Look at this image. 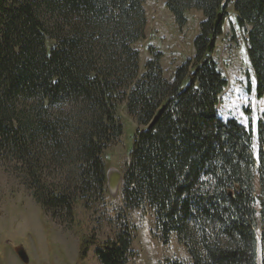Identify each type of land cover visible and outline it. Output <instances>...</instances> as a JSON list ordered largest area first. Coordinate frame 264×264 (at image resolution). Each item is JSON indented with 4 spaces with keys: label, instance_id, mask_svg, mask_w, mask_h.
I'll list each match as a JSON object with an SVG mask.
<instances>
[{
    "label": "trees",
    "instance_id": "16d2710c",
    "mask_svg": "<svg viewBox=\"0 0 264 264\" xmlns=\"http://www.w3.org/2000/svg\"><path fill=\"white\" fill-rule=\"evenodd\" d=\"M146 1L0 0V160L52 218L72 217L80 202L94 211L109 192L102 153L122 134L123 108L143 128L121 174L120 222L104 241L82 239L80 258L94 245L100 264H125L132 243L125 215L138 210L152 214L162 244L175 234L189 264H256V215L264 245V109L255 156L251 127L218 114L227 82L211 54L231 3L256 96L264 95V0H166L177 27L187 10L202 14L193 57L171 80L151 45L140 66Z\"/></svg>",
    "mask_w": 264,
    "mask_h": 264
},
{
    "label": "rangeland",
    "instance_id": "374dc122",
    "mask_svg": "<svg viewBox=\"0 0 264 264\" xmlns=\"http://www.w3.org/2000/svg\"><path fill=\"white\" fill-rule=\"evenodd\" d=\"M166 0H147L144 4L147 15L145 37L135 47L140 52V66L149 57L147 45L162 53L161 67L166 79L171 80L174 69L187 58L193 57V37L197 34L200 11L185 12L183 27H177ZM212 59L217 63L226 86L217 105L222 119L233 118L252 130L253 153L257 155V119L264 109V95L256 96V80L247 55L245 30L236 23L232 4L227 7V17L222 25V34L216 39ZM251 87L248 89L247 83ZM122 134L102 153L106 172L115 169L120 174L130 160L134 136L143 128L133 117L120 108ZM114 175V174H112ZM120 184V183H119ZM119 184L111 191L108 186L106 200L95 203L94 211L86 210L80 202L75 205L74 215L52 218L34 200L30 190L15 173L13 165L0 160V264H100L91 245L84 258L79 256L82 239L92 237L104 241L112 237L117 223L114 207L120 205ZM109 202V201H108ZM130 226L131 253L125 264H170L172 261L189 264L185 247L171 234L168 244H162L153 226L151 213L142 215L130 210L125 215ZM257 219L256 264H264V245L260 241V223ZM22 248L28 262L23 263L16 254Z\"/></svg>",
    "mask_w": 264,
    "mask_h": 264
},
{
    "label": "water",
    "instance_id": "95a60500",
    "mask_svg": "<svg viewBox=\"0 0 264 264\" xmlns=\"http://www.w3.org/2000/svg\"><path fill=\"white\" fill-rule=\"evenodd\" d=\"M155 117H154V119H155ZM153 120H152V122H153ZM112 174H114V175H112ZM121 177H122V175L117 170H115V169H109V170H107V172H106V183H107L108 188L111 191L116 190L117 184L120 183ZM16 254H17V256L19 257V259L23 263H27L28 262V257H27L25 251L22 248H18L16 250Z\"/></svg>",
    "mask_w": 264,
    "mask_h": 264
}]
</instances>
